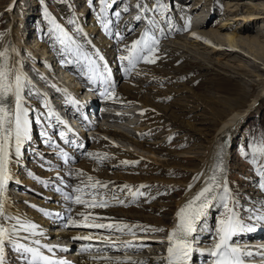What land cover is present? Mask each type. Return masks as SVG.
Masks as SVG:
<instances>
[{"label": "rangeland", "instance_id": "1", "mask_svg": "<svg viewBox=\"0 0 264 264\" xmlns=\"http://www.w3.org/2000/svg\"><path fill=\"white\" fill-rule=\"evenodd\" d=\"M111 2L112 0H108V3ZM138 3L140 6L147 5L148 8L152 10L146 14H142L140 13L139 7H137ZM156 4H163L165 7L160 10H155L153 9V5ZM6 6L10 7V15L14 14L13 19L8 16V9H6ZM61 6H66L68 9L62 17L59 16L61 13L59 12ZM167 6H170V9H172V11L174 10L175 14L174 16L173 14L166 15L164 23L160 21L161 26L165 25V27L160 28V26H158L157 28L155 27V29L153 26V29L149 27L146 28L149 30L150 35L155 34L159 40L157 45L158 51L153 54L159 57V62H157V59L155 63H146L140 60L137 62L135 68H132L127 73H122L121 71L125 69L120 70L116 64L119 63V60L116 59L118 54L116 55L115 51H111V61L113 62L116 59L114 65H116V72L120 75L119 80H116L114 90H118L127 85V88L130 87L135 90H132V92H138L140 95L138 101L131 99L132 102L130 101V103L127 104L121 101H115L113 103L106 102L104 99L110 98L105 96L92 97V92H89V88L84 92L82 86L81 88L78 87L82 84H76L78 90L75 91V94H78V96L76 97L74 95L82 102L88 98H91L90 100L93 101L92 104L100 102L102 108H105V113L102 114V117L106 118L101 117L103 126L105 128L121 131L136 140H141L140 142L143 143V147L133 144L128 140V137L120 138L109 136L93 128L92 130L96 131L97 134L91 138L88 137L87 143H85L84 147L75 155L69 152L70 155H73V158L69 160L68 163L60 164V159L56 157V154L54 155V153L49 151L45 153L46 156H51L52 161H55L56 170L58 172H56L54 177L49 179L45 173L53 170L52 167L54 166L53 164H51V166L50 164L46 165L44 168L46 171L44 172L45 178L37 175L34 176V178L32 177L40 181L41 186L48 184L52 185V183L58 184L60 176L64 179L68 178L71 179V181L74 180V182H78L76 179L80 177L74 173L80 170L82 173L80 175L85 173L84 175L105 180L106 183H109L108 186L112 187V190L110 189L111 192L118 198L124 199L126 202L125 205L111 202L110 208L116 209L121 207L120 209L124 211L131 207L133 213L136 212L141 215L139 216L140 220H151L152 216L157 217L160 221H164L165 218L170 219L171 215L166 213V211L171 210L172 206L177 201L185 197L186 193L189 191V184L193 185V177L199 175L197 171L202 167L206 157L210 154V149L213 144L212 140L216 137L221 121L225 120L233 110L240 109L239 111L245 110V112L240 119L242 123L240 122V125L236 128V131L232 133L228 141V152L226 153V161H224V168L226 167L225 176L228 178V173H230V185L232 184L234 188L232 194L234 195V192L237 190V194H241L238 195L240 201H242V199L245 200L246 195L249 194L253 196L264 194V192H261L258 188L259 177L254 170L256 166L264 164V159L256 157L255 165L250 162L253 157L256 156L254 146L259 144L261 135H264V58L262 53L264 52V0H116L113 8L106 9L104 16H101L99 12L100 0H93L92 4H89L88 0H43V2H41V0H0V34H2L0 35V49L2 47V40L6 36L10 25L16 28L19 33L26 38V43L27 40L28 43L32 40L31 32L34 30L36 31L38 28V31H41L42 34H47L45 37L47 41L50 42L47 47L49 53H52L50 51L52 48L51 46L55 45L58 47L59 53H64L66 47L63 44L65 47L64 49L60 43V40L63 39L60 27L64 28L65 26L68 28V36L77 40L79 37L78 23L80 25H85L94 22L97 26L96 31L102 33L104 27L102 24H99L101 20L106 21L107 17V21H110L113 17L114 19L109 23V29L112 30L114 27L111 28V26H115V22L119 18L127 17L130 20L133 19L129 31V35L131 36L135 33L134 31L138 30L146 21L153 19L152 17L160 15L159 13L165 14L167 12ZM45 8H47L49 18H45ZM125 8H127V11H124ZM114 11L120 13L119 17L112 15ZM137 15H141L140 21L134 18ZM80 19L81 22H78ZM226 22L236 25L234 26L237 34L236 50L229 49L228 44L224 41V30H222L223 28H221V25ZM38 23H41L39 27ZM174 23L175 26L172 27L171 24ZM185 24L188 25L187 30H185ZM57 25L59 27H57ZM241 26L249 27V30L241 29ZM194 27L197 28L198 31H196L199 33L192 32ZM115 29L114 31H116ZM114 33L108 34L110 39L117 44H119V42L121 43L123 39L121 41L118 40ZM197 35L203 42L196 40L198 38L192 37ZM41 39L42 37H40V40ZM68 43L66 42V44ZM23 46L24 45L19 46V53L21 54L19 60L21 61L22 68H20V71L26 77L27 86L22 90V95L25 97V106L32 110L29 112V121L36 131V129L39 130V122H37L36 117L40 112L35 104H41L42 100H40L41 98L39 96L42 95L41 92L44 93V88L42 87H45V85L49 83V81L46 83L42 82L41 75L44 74L48 76L49 74H45L46 72H50V75H53V72L45 66L44 60L41 61L39 58L40 55L38 58L35 56L31 57L30 54L23 51ZM204 46H208V48ZM49 47L51 48L48 49ZM115 47L117 48V46ZM100 49L104 51L103 48ZM112 49L113 46L110 47V50ZM213 49H217L215 54L211 53ZM259 53L261 56H259ZM46 55H42L41 58L43 59V56ZM56 58L57 55L54 54V59ZM16 60L17 58L15 61ZM51 63H53V61ZM53 65H55V63H53ZM151 66L153 67L152 69ZM137 67H139L138 70L136 69ZM40 85L41 87H38ZM243 94L245 99L241 101L240 98ZM44 97L46 96H43V103ZM34 98H37L34 100L36 102L35 104L27 102ZM62 99L64 98L62 97ZM143 102L152 105L143 108L141 107V103ZM49 103L53 106L54 112L56 111L58 114L61 113V110L52 104L51 98L48 96L44 105ZM84 105L87 104L85 103ZM251 105H253L252 108L250 107ZM44 107L45 106H43V108ZM136 127L142 128V132L146 134L142 135L140 138L138 132L135 130ZM37 139L36 137V143L39 142ZM34 140L35 138L32 141ZM142 140L147 144L142 142ZM32 141L28 140V142L24 143L23 155H25V152L26 155L29 152V146ZM104 141H106V143L103 145ZM107 141L112 146L121 147L132 154L118 151L115 147L113 148L111 145L107 144ZM35 145L38 147L41 154L44 153V144L40 143ZM44 150L47 151L48 149L45 148ZM31 152H35V149H31ZM87 153H92L93 156L107 155L98 162L96 159L89 157ZM245 153H248V155L245 156ZM25 157L26 156H20V161L15 159L13 162L14 175H12L14 179L11 182L14 181L15 184H18V182L15 181L23 179L24 171L21 170V164L24 165L26 162L25 159H23ZM121 161H138V163L134 165H124ZM16 162L18 164H16ZM38 164H41L38 169H42V163L39 162ZM30 165L34 167L33 164L28 162L27 166ZM27 166L25 170H27ZM227 168H229L228 172ZM34 169L36 174V171H38L37 167L35 166ZM59 170H61L62 173L59 172ZM140 179L144 184L147 183V187L141 188V191H145V195L133 198L130 194H127L128 190L123 189V186L124 184L128 185L135 191L139 186ZM133 181H135V183ZM63 182L67 184V180L62 181V183ZM82 182L86 183L88 181L80 180V185ZM227 183L229 184L228 181ZM24 184L25 183H23V185ZM69 185H72V183L65 186V189L73 191L72 187H69ZM120 186L122 188H120ZM49 189L53 191V187L48 189H35L33 187V198L38 200L35 204L39 205V207L35 206L34 209L32 208L33 205H30V208L36 212V215L42 213L40 209L54 213L55 208L51 207V205L52 202L56 201L57 203V199L54 196L59 193L54 192L53 196H51L52 193ZM108 193L109 192L106 194ZM10 195L13 197L11 193ZM234 196L236 197V195ZM57 197H62V195H57ZM152 197H155V199H152ZM138 198V202L133 204ZM62 200L64 199H61V201ZM240 201L238 207H240V209H245L244 205L241 206L242 203ZM67 202L69 205L61 209L64 210V212L70 209L71 211L69 212H71V215H67L76 218L74 212H80V210L73 208H81L83 206L72 205L70 201ZM59 203L60 202H58V204ZM215 208L209 209L208 215L210 216V220H212L211 212ZM100 209L101 208H97L94 210L100 212ZM102 209V212L107 213V208ZM248 210V207H246V214H249ZM131 211L129 213H132ZM222 211L223 207H220L219 211L213 213V217L220 216ZM247 217H249V215H244V221L248 219ZM45 218L44 216V220L47 219L51 221L48 217ZM78 220L82 221L83 219ZM176 221L177 217L172 223ZM215 224L216 222L210 225L208 224L209 228L205 230L206 234L203 239L198 240L200 237L198 234H195L197 243H202L200 246L205 244L208 239H211L213 242L215 235L211 237L210 233L214 231ZM204 225H206V222H204ZM162 228L164 229L163 232H144H146L147 237H163L170 227H167L165 224ZM70 229H79V227H68V230ZM92 230L98 231L95 228ZM99 232L106 236L111 233L109 231L103 232L101 229ZM137 232L141 231L138 229L135 233L137 234ZM113 234H116V232H112L109 236L113 238L115 236ZM117 234L119 235L115 237L123 239L122 232ZM147 237L142 238L146 239ZM142 238L140 237L139 239ZM163 244L164 243H162V246L156 245L150 247V251H148L147 255L144 257L162 255V251L160 250L164 252L165 247L162 249ZM118 246L121 245L117 243L115 248ZM8 250L7 258L10 256ZM113 250L114 249L110 250L109 253ZM130 251L131 254L132 252H138L136 255L141 257V254L146 253V250ZM158 251H160V253ZM118 252L112 253L116 254ZM123 254L129 256L127 253Z\"/></svg>", "mask_w": 264, "mask_h": 264}, {"label": "snow or ice", "instance_id": "2", "mask_svg": "<svg viewBox=\"0 0 264 264\" xmlns=\"http://www.w3.org/2000/svg\"><path fill=\"white\" fill-rule=\"evenodd\" d=\"M43 2V0H41ZM89 4L93 3V0H88ZM116 0H112L108 3V0H100L99 12L101 16H104L107 8H113ZM139 7L140 13L146 14L152 9H149L147 5ZM163 4L153 5V9L160 10L164 8ZM127 11V8L124 9ZM45 18H49L47 8L44 9ZM113 15L119 17L120 13L113 12ZM137 21L141 20V15L135 17ZM109 23L107 21L103 23V27L106 31L111 33L109 29ZM151 24L152 21H149ZM57 27H59L57 25ZM185 30L188 25L185 24ZM61 31H63L61 29ZM2 35V34H0ZM65 37L71 44H76L77 41L64 33ZM117 39H122L119 32L114 33ZM63 45L64 40H60ZM90 43V41H89ZM159 40L155 34H149V30L142 32L141 36L132 41L131 45L126 48L128 54L121 57V60L126 61L128 67L125 71H130L135 67L136 63L143 60L146 63H155L159 57L153 54L158 51L157 45ZM15 53V49H11ZM9 48L6 46L0 49V264H6L7 255L6 247H11L13 251L18 253L17 259L20 264H70L69 261L55 258V251L59 248L57 245H50L42 243L38 237L43 236V233L39 230V226L35 223L25 220L20 216H8L7 215V197L6 188L10 181L14 179L9 165L13 162V158L18 161L21 155V147L31 137L29 135V112L30 108L25 106V97L22 95V90L27 86L26 77L19 70L18 67H13L7 62ZM88 65V79L89 82H93L94 78L102 79L104 82L110 80V73L108 72L106 65L97 63V60L91 57L84 58ZM97 59L102 61L103 57L97 53ZM64 63H72L70 59L62 61ZM47 112H40L36 117L37 122L41 123L43 130L40 134L45 137V143L50 144L51 139L49 137L48 127H51L49 123L55 116L51 106L45 104ZM59 123H64L56 117ZM68 131H71L69 128ZM61 138L65 137V133H60ZM256 156L250 161L253 165L256 164V157L264 159V135H261L259 144L254 146ZM87 155L98 162L106 157L93 156L92 153ZM248 153H245L247 156ZM67 159V154L64 153ZM218 163L212 170V175L208 176L205 186L200 189L191 199H189L176 213L177 222L175 226L168 231L166 242L168 247L166 249V255L155 258H145L138 260L132 256H103L93 257V259L103 260L105 264H148L149 259H153L155 264H189L192 259L193 253L196 251L207 252L212 259V264H246L247 258L257 255L249 250H245L241 246L234 243V237L240 235L244 231H254L255 229L249 224L244 222L243 217L240 214L241 209L237 210L238 198L235 197L228 187L226 176H224L223 163L221 159V153L217 154ZM124 165L136 164L138 161H121ZM254 170L259 177L258 188L261 192H264V164L256 166ZM77 175L82 174L80 170H77ZM29 175H32L29 173ZM88 181H92L93 177L89 176ZM200 176L193 177V180H199ZM147 187L146 185H140L139 188ZM137 188L133 191L130 186L124 185L123 189H127L128 193L133 198L137 196H144L145 193ZM188 188H192V184L188 185ZM103 189H108V183H101L99 180L94 183L84 184L77 186L73 189V194H66L65 199L75 205H82L86 209L108 208L111 202L125 205V200L118 198L114 193L109 191L108 194L103 192ZM159 194V193H158ZM155 199V197H152ZM219 199L223 211L220 217L216 220L215 225V238L213 246L209 249L200 250L194 247L196 243V237L194 234L198 232V225L203 221L207 215V211L213 204ZM35 207V205H33ZM45 217L59 216V213H52L48 210L40 209ZM69 211H71L69 209ZM249 220H255L257 223L264 222V205H261L260 209L248 210ZM79 216L83 217V221L78 223L75 220L65 217L67 219L66 227H88L95 229H104L109 232H133V228H138L141 232L147 231L143 226L127 224H104L95 222L96 219H103L102 217H93L92 212L87 214L81 212ZM9 221H14L9 223ZM91 221V222H90ZM153 232H163L162 228H151ZM73 240H85L91 241L93 239L100 242L103 248L115 249L120 251V248H115L117 241L111 239L110 236L97 234L95 236H80L73 237ZM25 241V242H21ZM30 241V243H28ZM164 243V240L158 241ZM142 242L133 243L132 241L123 242L124 249H130L139 251L143 247H146ZM92 245H81V252L87 251L92 248ZM62 251H67L66 248H61ZM264 257V251L259 253Z\"/></svg>", "mask_w": 264, "mask_h": 264}, {"label": "bare ground", "instance_id": "3", "mask_svg": "<svg viewBox=\"0 0 264 264\" xmlns=\"http://www.w3.org/2000/svg\"><path fill=\"white\" fill-rule=\"evenodd\" d=\"M6 9H8L7 10L8 16L13 19L14 14H11L10 15V13H9L10 12V7L9 6H6ZM67 10L68 9H67L66 6H61V10L59 11L61 13L59 14V16L62 17L67 12ZM241 16H243V15H241ZM243 17H245V16H243ZM158 18H159V21H161V19L164 18V14L158 15ZM113 19L114 18L112 17L110 19V21L112 22ZM132 20H130L129 18H121V19L119 18L115 22L116 23L115 26H111V28L114 27V29L116 27V29H115L116 31H114V29L111 30L112 33L119 32L121 34V36H122L123 41L121 43L119 42V44L114 43L112 41V39L108 38L109 35H110L108 31L102 29V33L99 32V31L97 32L96 31L97 30V26L94 24V22H92L91 24L89 23V24H85V25L84 24H81L80 25L78 23L79 40H78V42L76 44H71L70 41L67 39V37H65L66 42L67 43L69 42L68 44H66V49H68V54L66 53V59L72 60L73 63H72L71 66H67V68L63 69V72L65 73V76L67 77L66 78V80H67L66 82L65 81H61L60 79H58L56 77L58 79L57 82L59 83L58 86H61V87L65 88V90H66V91L63 90L62 93L59 91V93H58V94H60V97H63L64 98V101L67 100L68 103H71L73 106L81 105V107H83V106L84 107H87V105H84V104L85 103L86 104H89L90 103L91 105H89V108H92V100L89 101V102H87L86 100H84L83 102L79 100L81 103L78 104V102H76V100H75L76 97L74 96L75 95V91L78 90V87L81 88V86H82V88H83V84L86 82V79H87V81H89V79H88V75H89L88 65H87V61L84 59L85 57H91L92 59L97 60V63L98 64L106 65L107 66V69H108V72L110 73V80L108 82H104L102 79L94 78L93 82H89L90 85L89 84L88 85H85V87L83 88L84 89V92L87 90V88H88L87 86H96L97 85V82H99L101 84L103 83V88L102 87L99 88L101 95H98V97H102V95H103V96H105L107 98H110V99H106L105 98L104 101H106V102L113 103L115 101H121V102H124L125 104H127V103H130L131 99H134V100H137V101L139 100L138 98L140 97V95L138 94V92H136V93L132 92V90L133 91H135V90L132 89V88H130V87L127 88V85L125 87L119 88L118 90H114V86H115L114 82H116V79H118L120 75H118V73L116 72V65H113V66L110 65V62H108V59L105 57L107 55L106 53H109L107 56L110 57L111 54H112L111 51H113V52L114 51L115 52L117 51L116 54L117 53L121 54L122 52H124V53H122L123 55H127L128 54L126 48L131 45L132 41L137 40L141 36V34H138V33H134L131 36L129 35L130 34L129 31H130V28H131V24H132L131 22H132ZM106 21H107V17H106ZM106 21L105 20H103V21L101 20L99 24H102V26H103V23L106 22ZM78 22H81V19L78 20ZM10 24H12V23H10ZM40 24H39V26H40ZM234 26H236L234 23L230 24V23H227V22L221 25V28H223L222 30H224L223 31L224 41L228 44L229 49H232V50H234V49L236 50V46H237V44H236V42H237L236 41L237 34H236V30L234 29ZM162 27L164 28L165 25H162L161 28ZM240 28L241 29L249 30V27H243V26H241ZM60 29L63 30L62 33H67V31H68L65 26H64V28L60 27ZM196 30H197V28L194 27L192 32H197L198 30L197 31ZM197 33H199V32H197ZM31 35H32V40L31 41L29 40L30 41L29 43H28V40H27V43H26V40H25L26 38H24L19 33V31L16 28H13L12 25H10L8 27V32L6 33V36L3 38L2 44H1L2 45L1 49H3L6 46L9 48L7 62L11 66H13V67H15V65H16V67H18L19 70H20V68H21V61L19 59H20V55L21 54L19 53V51H20L19 46L24 45L23 46V49H24L23 51H25L27 54H30L31 57H34L35 56V57L38 58V56L40 55L39 58L41 59V61L44 60L43 62L45 64V66L46 67H51V70H52L53 63H51V62L52 61H55L57 58L54 59V54L49 53L47 51L48 44H50V42H48L47 39H46V37H45V36H47V34L46 33L45 34L44 33L42 34L41 31H38V29H37L36 31L35 30L32 31L31 32ZM40 37H42L41 40H40ZM192 37H194V36H192ZM195 38H197V37H195ZM122 39H118V40L121 41ZM89 41H90V43H89ZM111 46H113V49L112 50H110V47ZM115 46H117V48ZM204 47L208 48V46H204ZM100 48H103L104 52H102V50H100ZM11 49H15V53H13L11 51ZM216 51H217V49H213L211 51V53L215 54ZM46 53H47V55H46ZM97 53L99 54V56H102L103 57V60L102 61H100V60L97 59ZM262 53H263V58H264V52H262ZM42 55H46V56H43V59H42L41 58ZM259 56H261L260 53H259ZM16 58H17V60L15 61ZM123 62H124V64H126L125 66L128 67L127 62L126 61H123ZM157 62H159V59H157ZM66 64L67 63H65V66H66ZM157 64H156V66H157ZM136 65H137V63H136ZM70 67L71 68L73 67L74 69H76V71L78 73H80V75L85 78L81 83H79V82L75 81L74 79H72L73 76L69 72L70 69L68 70V68H70ZM133 68H135V67H133ZM152 68L153 67L151 66V69ZM136 69L138 70L139 67H137ZM49 70H50V68H49ZM125 73H126V71H125ZM53 75L55 76V74H53ZM116 76H118V77H116ZM47 77L48 76H46L44 74L41 75V78L43 80L42 82H45L46 83L48 81L47 80ZM76 84H82V85L76 87ZM38 87H41V85L38 86ZM42 88L46 89L44 86ZM97 89H98V87H94L92 90L90 89L89 92H94ZM47 97H48V95H46V97H44V103H46V98ZM240 99H241V101H243L245 99L244 94L242 95V97ZM33 103H36V102H33ZM52 104H54V103L52 102ZM49 105H50V103H49ZM148 105L149 104L147 102L141 103V107H143V108L149 107L152 104H150L149 106ZM55 107L58 108V106H55ZM248 107H249V104H248ZM250 107L252 108L253 105H251ZM58 109L61 110L60 108H58ZM239 110H233L227 116V118L225 120H222L221 121L219 130H218V132L216 134V137L212 140L213 141V144H212V147L210 149V154L208 155V157H206V160L204 161V164L202 165V167L197 171L198 174H199V176H200V179L199 180H195L193 182L192 188L189 189V191L186 193V195H185L184 198H182L181 200L177 201L172 206V209L171 210L166 211V213H169L171 215V218L170 219L165 218L164 221L163 220L160 221V220L157 219V217L152 216L151 220H149V219H147V220H143V219L140 220L139 216H141V215H139V213H136V212L133 213L131 211V210H133L131 207L125 209L124 211L122 209H120L121 207L120 208H116V209L109 207V208H107V213L102 212L103 211L102 208L100 209V212H97L94 209H86L84 207H81V208H73V209H78V210L80 209V212H74V213H77L78 214V213L83 212V213L87 214L88 212H92L93 213V216H95V217L96 216H99V217L100 216H103L102 217L103 219H96L95 220L97 223H104V224H109V223H112V224H120V223H123V224H127L129 226L139 225V226H143L145 229H149V230H147L148 232L151 231L150 230L151 228H162V226H164L165 224H166L167 227H170L169 230H171L175 226V223L177 222L176 221V222L172 223V221L176 218L177 211L189 199H191V197H193L198 191H200V189L202 187L205 186V182H206L208 176L212 175V170H213L214 166L219 162L218 159H217V154L218 153H221V159H222V163H223L224 174L226 173V171H225L226 170V167L224 168V166H225V162L224 161H226V156H227L226 153L228 152L227 151V149H228V141H229L230 136L232 135V133H234L236 131V128L240 125V122H241L240 119L243 117V114L245 112V110L244 111H242V110L239 111ZM59 115H61V116H59ZM59 115L57 114V116L59 118H61V120H64L65 115L62 112ZM54 117L56 118V116H54ZM102 118H106V117H102ZM73 122H75L76 125H77V120L76 119H74ZM53 126H52L51 129L54 130L55 127H53ZM93 128L95 130L96 129L99 130L100 133H105V134H108L109 136L120 137V138H122V137H128V140H130L133 144H135V145H137L139 147H143V145H142L143 143L140 142L141 140L140 141L138 139L136 140L135 138L130 137L128 134H125V133H123L121 131L114 130V129H111V128H105L101 122L98 123V126L95 123L94 124H91V129H93ZM43 130H45L44 127H42L41 132ZM135 130H136V132H138V136L140 138L142 137V135L146 134L145 132H142L143 131L142 128H137L136 127ZM92 131H94V130H92ZM56 132L60 133L59 128L56 130ZM95 134H97L96 131H94L88 137L91 138L92 136H95ZM56 137L57 136H55V138ZM87 140H88V138H87ZM142 142H144V141L142 140ZM104 143H106V141L103 142V145H104ZM144 143H146V142H144ZM155 143H157V142H155ZM107 144L111 145L109 142ZM98 146H100V145H98ZM112 147L113 148L115 147V149H117L118 151L125 152L127 154H132L128 150L122 149L121 147H118V146H112ZM80 148H81V146H78L77 148L68 147L67 150H63V153L60 155L59 158L60 159H64L65 156L63 154L66 153L67 154V159H72V156L75 155L78 151L81 150ZM101 151H102V149H101ZM69 152L70 153L74 152V153H72L73 155H70ZM14 160H15V158H13V162H14ZM13 162L9 165L12 174L14 172V166H13L14 163ZM30 164H33L34 167L36 166L37 167V170H38V168H39L38 163H33V161L31 163V161H30ZM34 167H31L30 171L31 170L32 171L29 172L32 175H29V173L27 172L23 176V182L22 181L20 182V180L15 181V182H18V184L21 185L25 189H28V187H27L28 185L35 184L34 182H32V177L34 178V176H36L35 171H34L35 170ZM27 168H28V166H27ZM56 172H58V171H53L52 170L51 172H46L45 174L47 175V177L52 178V177H54V175H56ZM84 174L83 175H77L78 177H80L79 179H76V180H78V182H74V180L71 181V179H68V178L67 179H64L61 176L59 177L60 180H62V181L67 180V184H65V182L62 183V181L59 180V183L58 184H55V186L53 187V191L56 190L55 192L61 193L62 197H56L57 204H53L54 202H52L51 207L55 208L54 209V213H59V216H49L48 218L51 219V221H48L46 219L47 217L45 218L46 220H44L43 219L44 215L42 213L41 214L39 213V215L38 214L36 215V212L30 208V205H35L36 207H39V205H36L35 204V203L38 202V200H36L35 198L27 199L25 201L24 198H21V197L20 198L11 197L10 191L8 189V187H10L9 186L10 184H8V186L6 188L7 215L8 216H12V217L20 216V217L24 218L25 220L31 221V222L35 223L36 225H38L39 226V230L43 233V236L38 237V238L41 239V242L42 243H47V244H50L51 243V245H57V246H59V248L55 251V258L69 261L70 264H105V262L103 260L93 259V257H103L105 255L104 254L102 255V253H105L106 251H108V252L110 251L109 249L103 248V246L100 244L99 241H97L95 239H93L91 241L73 240L72 239L73 237L89 236V235L95 236L97 234H100V235H104V234L103 233H100L98 231L96 232L95 230H92L93 228L90 229L88 227H82L81 229H79L77 231H66L64 227H65V225L67 223H65V222L62 221V219L66 215V212H65V215H64L63 214L64 211H60L59 210L60 208H66L69 205L68 202H67V200L65 199V195L66 194H73V193H71L73 191H69V190L65 189V186H67L68 184L72 183V185H69L70 187H72V190L74 188H76L77 186H82V183L80 185L79 181L80 180L81 181H84V180L88 181L87 178L89 177L88 175H84ZM84 178H86V179H84ZM82 179H84V180H82ZM101 179L102 178H99V179L93 178V180L91 182L88 181V182H86L84 184L94 183L97 180H99L100 182L102 181L101 183H106L105 180H101ZM35 181H37V180L35 179ZM133 182L135 183V181H133ZM9 183L12 184V183H14V181L13 182L10 181ZM23 183H25V184L23 185ZM140 184L147 185V183L144 184L143 182H141V179L139 180V185ZM111 188L112 187H109L108 186V189H104L103 192L106 191V193H107V192L110 191ZM120 188H122V187L120 186ZM25 189L24 190H21V191H25ZM235 192L237 193L238 191L236 190ZM235 192H234V195H236ZM22 193H24V192H22ZM33 194L34 193L31 192L30 195H33ZM247 198L248 199H251V204H249V205L247 204L249 210L260 209L261 208V205H264V194L263 195L259 194L257 196H253L252 194H249V195H247ZM61 199H64V200L61 201ZM58 202H60V203L58 204ZM218 202H219V199H217V201L209 209L215 208L216 207V204ZM42 208H46V207H42ZM209 209L207 211L206 217L198 225V232L196 233L200 237L198 240L203 239L204 235L206 234L205 233V230L209 228L208 224L210 225L212 223V220H210V216L208 215ZM130 211L132 213H129ZM70 213L71 212H69V214ZM77 217H79L80 219H83V217H81L79 215L76 216L75 219H77ZM82 221H80V222H82ZM13 222L14 221H9V223H13ZM80 222H78V223H80ZM204 222H206V225H204ZM244 222H246V221H244ZM252 223H255L257 226L264 227V222L257 223L253 219L252 220ZM45 227H46V229H45ZM96 230H99V229H96ZM137 230H138V228H133V232L131 234L137 235L135 233ZM101 231H103V232L105 231L106 232L107 230L101 229ZM168 231L166 232L165 236H163V237H160V236L147 237V234H146V236H145V237H147L146 239L134 238L132 242H134V243L142 242L145 245H148L147 246V248H148L147 251H150V249H149L150 247L156 246L159 243L158 241L164 240L165 241L164 242V245L166 247L164 249V252L162 250V255L155 256V257H161V256L166 255V249L168 247V244L166 242V237H167ZM125 232H127V231H125ZM206 232H208V231H206ZM111 233H109V235ZM117 233H120V232H116V234ZM116 234H113V235H116ZM109 235L107 234V236H109ZM118 235L119 234H117V236ZM262 238H264V236L263 237H260V239H262ZM111 239L115 240L116 237L114 236ZM70 241L76 242L78 244L79 248H81V245H89V244L92 245L93 247L89 250V253H93L94 255H96V253H97V256H92V255H85L84 257L73 256V254L70 252V250L68 248H66L67 246H65V247L60 246V245H62V243L69 244ZM21 242H25V241H21ZM147 242H149V243H147ZM210 242H212L211 239H208V241H206L205 244H203L201 246L204 247V245H206L207 243H210ZM213 242H214V240H213ZM28 243H30V241H28ZM195 244H196L194 246L195 248H200L201 247L200 244H202V243H199V242L197 243V240H196V243ZM9 247H6V255H7V250H8ZM115 247H116V245H115ZM61 248H66L67 251H62V250H60ZM90 251H94V252H90ZM15 254H17L15 256H18V253H15ZM106 255H107V253H106ZM118 256L124 257V256H127V255H118ZM129 256H132V255H129ZM144 256L145 255H142V257L141 256H137V255H133L132 257H134V258H136L138 260H143L145 258H155V257H144ZM9 261L10 260H8V258H7L6 264H11ZM13 264H20V261L18 259H16ZM148 264H155V261L153 259H149L148 260Z\"/></svg>", "mask_w": 264, "mask_h": 264}]
</instances>
